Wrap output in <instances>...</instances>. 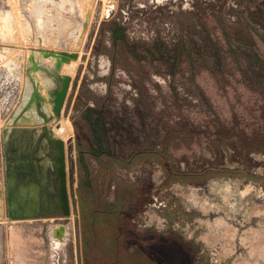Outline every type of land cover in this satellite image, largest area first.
Masks as SVG:
<instances>
[{
    "label": "rangeland",
    "instance_id": "374dc122",
    "mask_svg": "<svg viewBox=\"0 0 264 264\" xmlns=\"http://www.w3.org/2000/svg\"><path fill=\"white\" fill-rule=\"evenodd\" d=\"M29 81L51 165L40 215L0 221L1 264H264V0H0L1 130ZM58 224L70 233L53 245Z\"/></svg>",
    "mask_w": 264,
    "mask_h": 264
},
{
    "label": "bare ground",
    "instance_id": "6f19581e",
    "mask_svg": "<svg viewBox=\"0 0 264 264\" xmlns=\"http://www.w3.org/2000/svg\"><path fill=\"white\" fill-rule=\"evenodd\" d=\"M76 52L78 53V51H76ZM42 54L44 56H47L46 60H53L54 63L58 66V68H60V70H62L64 63H66V65H64V68L65 69L69 68L68 65L71 64L70 61L73 60L72 57L70 58L69 56L62 55V54H60V52H58V53L57 52L56 53L43 52ZM39 56H41V55H39ZM29 58L33 64L36 63V54L34 53V51L31 53ZM38 59H39V57H38ZM39 61H40V59H39ZM41 63H42V61H41ZM34 71L36 73L41 72L40 70H38V68H35V67H34ZM62 76L65 77V76H69V75L63 74ZM30 77H32V76H30ZM50 77H49V75L43 76V79H42V85L43 86L48 87L49 84L53 82L52 78H50ZM28 83L30 84V88H29V90L26 89L24 101L19 108V115L17 117H15V120H14L16 127H14L13 129H6L5 130L7 135H8V132H10V131L13 132L12 137L9 141V147H10L9 155L10 156H16V157H22L23 156V158L25 156H30L32 154V152L35 150L37 143H38V137L34 136L36 133H38V130H39V127H36V126L45 121L44 117L41 116V114L38 111V97L33 93L32 89H34V88H32L30 81ZM46 89L44 90L43 95H44V98L46 99V102L48 101V104L50 103L49 106H47L49 108H47L46 110H47L48 114L51 115L53 113L54 102L52 101V99H51V97L48 94ZM60 125H62V126L58 129H56V131H55V133H56L55 135H57L59 137L54 138L55 142H57V144L59 146L56 148L57 149L56 155L60 154V151H61L60 146H62L61 142L63 141V144H64V142L67 140V137L69 136L70 130H71L68 128V127H70V125L68 126V123H66L64 121L62 123H60ZM70 135L72 136V134H70ZM43 144L44 145L47 144L46 140L43 141ZM64 149H65V145H64ZM41 154H44L43 150L39 153L40 156H41ZM26 163H27V161H24V159L23 160L18 159L16 161H13L11 164H9L8 168L10 171H13L15 169H21L22 167L24 168ZM48 164H49V160L46 159L45 163L43 164V171L44 172H46V166ZM27 170L28 171H26V173L23 174V200L22 201H19V200L18 201H12L10 208H11L12 214H18L19 208H22L23 209V215L37 216L41 211V205H42V201H41L40 196H39L40 187H39V183L36 182L35 180L30 181V176L27 175L28 174L27 172H29L30 167H28ZM16 179H17V174L15 172L10 173L9 180L13 182ZM27 193H29V195H30L29 199H27V197H26ZM4 208H5L4 193H3L2 185L0 184V218L4 215ZM57 227H59L58 230L54 229L53 232L55 234H57V236L59 238H61V241H64L63 240L64 234L61 232V230L62 231L64 230L63 232H65L66 225L60 224Z\"/></svg>",
    "mask_w": 264,
    "mask_h": 264
},
{
    "label": "crops",
    "instance_id": "0c3cea01",
    "mask_svg": "<svg viewBox=\"0 0 264 264\" xmlns=\"http://www.w3.org/2000/svg\"><path fill=\"white\" fill-rule=\"evenodd\" d=\"M12 133L13 132L10 131V132H8V135H7L6 132H5V128L2 129V130L0 129V180L3 182V185H4L5 209H6V212H5V209H4V215L0 218V221H6L7 217H9L11 219H15V220H23V209L22 208H19L18 214H16V216L12 217V216L9 215V201H10L9 190H10V188H13L16 199H18L19 201L23 200V174L26 173V171H28L27 170L28 167H31L29 172H27L30 175V181L35 180L36 182H38L39 183V187L41 189V192L43 190V184L41 183V181L39 179L38 170H37V172H35V167H34V165H36L35 159L39 158L37 156L38 153H39L38 152L39 151L38 150V144H37L35 150L32 152V154H34V156H31V159L28 158L29 162H27V164L24 166V168L22 167L21 169H15V170H13L11 172L9 171V168H8L9 164H11L13 161H16L18 159L23 160V156L22 157H15V156H10L9 155V153H10V151H9L10 150L9 141H10V139L12 137ZM38 135H39V132L36 133L34 136L38 137ZM123 138H124V136L121 135L120 140H122L121 141L122 146H124L123 145ZM125 138H126V136H125ZM129 140H130L129 143H131V145L134 146V145H136L138 143L139 139H138V136H132L131 139H128V141ZM124 141L127 142V139H125ZM118 143H119V139L117 141V144ZM119 149L122 150V148H120V146H119ZM9 172L10 173L15 172L17 174V179L15 181H13L12 185L9 184V179H8V176L10 174ZM2 176H3V179H2ZM39 193H40V190H39ZM40 194H39V196H41ZM26 197H27V199L30 198L29 193L26 194ZM5 223H7V222H0V234H6L7 231H8V228L5 225ZM58 225H60V224H58ZM65 225H66L65 232H63L64 230L63 231L61 230V232L64 234L63 240H65V238L70 233V226L67 225V224H65ZM57 226H55L53 228V230L54 229L58 230L59 227H57ZM54 234L55 233L53 232V239H52L53 245H54V243H55V245H58L61 242H63V241H61V238H59L57 236V234H55V235ZM1 261L2 260L0 259V264H1Z\"/></svg>",
    "mask_w": 264,
    "mask_h": 264
},
{
    "label": "water",
    "instance_id": "95a60500",
    "mask_svg": "<svg viewBox=\"0 0 264 264\" xmlns=\"http://www.w3.org/2000/svg\"><path fill=\"white\" fill-rule=\"evenodd\" d=\"M68 55H70V54H67L65 56H68ZM70 83H71V77L65 76L63 78V83H62L61 89L55 90L52 93V97L55 98L53 112L57 115H60V113H61L63 104L65 103V100H66V97H67V94L69 91ZM35 95L37 96L36 93H35ZM54 142H55V140H54ZM61 145L62 146H60L61 147L60 154L57 155V161L59 164V166L57 167V174H58V177L60 179V191H61L60 192V200L62 202V211L65 215H69L70 214V201H69L68 186H67V182H68L67 181V163H66V154H65L63 141L61 142ZM55 146H56V148L59 147L57 142H55ZM8 179H9V176H8ZM12 183L13 182L9 180V184L12 185ZM9 193H10L9 215L14 217V216H16V214H12L10 206H11L12 201H18V199H16V197H15V193H14L13 188H10ZM39 215H40V213L37 216H39ZM23 217H35V216L23 215Z\"/></svg>",
    "mask_w": 264,
    "mask_h": 264
},
{
    "label": "flooded vegetation",
    "instance_id": "af4514ba",
    "mask_svg": "<svg viewBox=\"0 0 264 264\" xmlns=\"http://www.w3.org/2000/svg\"><path fill=\"white\" fill-rule=\"evenodd\" d=\"M71 137V136H70ZM69 137V138H70ZM68 138V139H69ZM44 140H46V143H47V139H44ZM67 141V140H66ZM38 143H39V140H38ZM37 143V144H38ZM43 147V146H42ZM45 147V146H44ZM66 149V148H65ZM44 151V154H41V157L43 158V160L40 162V163H37V165L39 166L38 168H39V175H41V179H40V181H41V183L43 184V185H45V184H47V174H48V169H49V167H50V165H51V159H50V157H48V156H46V154H45V149H43V148H41V150H40V152L41 151ZM56 151H57V149H55V156H57L56 155ZM39 152V153H40ZM39 153H38V155H39ZM26 157V156H25ZM24 157V158H25ZM23 158V159H24ZM46 159H48L49 160V164L46 166V172H44L43 171V164L45 163V160ZM24 161H26V159H24ZM27 164V163H26ZM25 164V165H26ZM59 166V164H57V167ZM31 168V167H30ZM28 169V168H27ZM27 175H29V174H27ZM30 176V175H29ZM41 186V185H40ZM40 193H41V189H40ZM41 195V194H40ZM40 199H41V196H40ZM41 201H42V199H41Z\"/></svg>",
    "mask_w": 264,
    "mask_h": 264
}]
</instances>
